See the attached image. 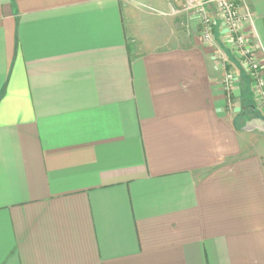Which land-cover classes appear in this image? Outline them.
<instances>
[{
    "label": "crops",
    "instance_id": "0c3cea01",
    "mask_svg": "<svg viewBox=\"0 0 264 264\" xmlns=\"http://www.w3.org/2000/svg\"><path fill=\"white\" fill-rule=\"evenodd\" d=\"M145 1L0 0V264H264V112Z\"/></svg>",
    "mask_w": 264,
    "mask_h": 264
},
{
    "label": "rangeland",
    "instance_id": "374dc122",
    "mask_svg": "<svg viewBox=\"0 0 264 264\" xmlns=\"http://www.w3.org/2000/svg\"><path fill=\"white\" fill-rule=\"evenodd\" d=\"M125 3L129 6L135 8H147L145 0H124ZM184 2L182 4L181 10L186 14L184 17L187 18L186 23L183 22V30L186 34L190 33L191 37L194 35L198 39V41L202 42L203 45L211 51L216 61L221 64L223 68L227 69V74L225 76V80L227 79V75L231 74V78L233 79L231 90L225 89L227 92V96L229 97V101L231 102L233 110L240 109L238 113L247 118L249 112H253V109H259L262 113L264 112V86H260L259 82L254 77L253 73V65L249 59L237 58L235 56V51L232 45L233 38L227 34L224 29L219 30V24L215 16V24L211 26L212 38L215 40L216 45H212L209 39L204 37V25L202 23L201 18L193 11L184 9ZM209 4V8H210ZM173 7L169 8L166 13ZM168 16V14H167ZM229 38V40H228ZM252 48L257 49V44L253 43L250 45ZM256 61L259 65V70L262 71L264 76V54L262 50H253ZM233 56V57H232ZM236 58H235V57ZM232 58L233 60H229ZM235 60V61H234ZM256 62L255 60H253ZM231 62V63H230ZM256 62V63H257ZM230 66L232 70L229 69ZM239 66L240 69H238ZM244 71V72H243ZM247 76V79L245 77ZM262 76V77H263ZM264 78V77H263ZM225 86V81H224ZM258 110V114H259ZM247 114H246V113Z\"/></svg>",
    "mask_w": 264,
    "mask_h": 264
},
{
    "label": "built area",
    "instance_id": "2783aa9c",
    "mask_svg": "<svg viewBox=\"0 0 264 264\" xmlns=\"http://www.w3.org/2000/svg\"><path fill=\"white\" fill-rule=\"evenodd\" d=\"M209 4L216 10V19L218 18L220 21V30L224 29L233 38L232 45L236 54L235 56H238V59L244 57L251 61L254 77H256L260 86H264V76H261L263 73L259 70V65L253 51H259V48L254 49L250 46L254 43L253 34L247 32V26H253L252 13L249 10L242 11L238 0H210L209 2H204L203 0H184V9L195 12L201 18L205 26L204 37L209 39L212 45H216V42L212 38L211 26L215 24L216 20L210 11ZM177 12L176 9H171L172 14ZM232 82L231 74H228L225 80V89L231 90Z\"/></svg>",
    "mask_w": 264,
    "mask_h": 264
},
{
    "label": "water",
    "instance_id": "95a60500",
    "mask_svg": "<svg viewBox=\"0 0 264 264\" xmlns=\"http://www.w3.org/2000/svg\"><path fill=\"white\" fill-rule=\"evenodd\" d=\"M204 2H209L210 0H203ZM259 126L262 128V129H264V120H261L260 122H259Z\"/></svg>",
    "mask_w": 264,
    "mask_h": 264
},
{
    "label": "trees",
    "instance_id": "16d2710c",
    "mask_svg": "<svg viewBox=\"0 0 264 264\" xmlns=\"http://www.w3.org/2000/svg\"><path fill=\"white\" fill-rule=\"evenodd\" d=\"M245 79H247V76L245 77ZM246 113V112H245ZM247 114V113H246ZM249 116L247 117L248 119H251V118H253V116L255 115V113H253V112H249V114H248Z\"/></svg>",
    "mask_w": 264,
    "mask_h": 264
}]
</instances>
